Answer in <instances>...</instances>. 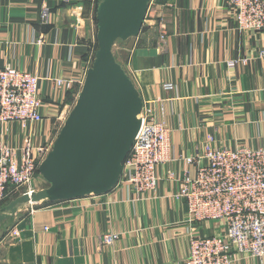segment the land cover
Instances as JSON below:
<instances>
[{"label": "crops", "instance_id": "1", "mask_svg": "<svg viewBox=\"0 0 264 264\" xmlns=\"http://www.w3.org/2000/svg\"><path fill=\"white\" fill-rule=\"evenodd\" d=\"M97 5L0 0V68L42 78L47 120L36 127L37 143L82 90L96 42ZM224 11L225 0H153L140 34L117 53L143 100L156 101V115L171 129L172 159L158 170L156 192L140 198L119 185L102 196L21 205L0 224V264H184L191 231L186 203L175 194L180 177L196 172L185 158L210 135L219 145L264 144V34L239 31ZM60 78L72 80V88L59 90L54 81ZM5 134L19 146L29 131L14 123ZM195 228L203 235L217 232L210 223ZM15 231L20 236L11 240ZM105 234L117 238L107 245ZM238 264L261 263L240 257Z\"/></svg>", "mask_w": 264, "mask_h": 264}, {"label": "built area", "instance_id": "2", "mask_svg": "<svg viewBox=\"0 0 264 264\" xmlns=\"http://www.w3.org/2000/svg\"><path fill=\"white\" fill-rule=\"evenodd\" d=\"M224 12L233 19L239 31L264 34V0H225ZM51 14V7H44L46 22ZM95 48L96 52L97 40ZM259 57L264 58V49L259 51ZM237 60L245 63L248 59ZM126 71L133 80L132 72ZM41 80L39 75L15 67L0 68V126L4 130L0 137V206L10 197L40 189L36 186V180L42 176L39 167L52 150L73 108L59 116V128L53 138L37 143L36 127L47 120L43 110L46 103L40 92ZM54 82L59 90L72 88L70 79L60 78ZM155 102L143 100L142 124L117 184L140 198L156 192L160 180L158 170L172 159L171 129L163 117L156 115ZM159 105L160 110L165 109L163 104ZM14 123L29 131L19 146H12L5 134ZM185 161L195 166L196 172L186 171L180 177L179 190L175 194L186 203V222L191 231L184 264H238L240 257L263 264L264 144L219 145L215 136L210 135ZM204 223L214 225L217 232L201 234L195 225ZM19 236L15 231L10 239ZM116 238L117 235L105 234L102 240L110 245Z\"/></svg>", "mask_w": 264, "mask_h": 264}, {"label": "water", "instance_id": "3", "mask_svg": "<svg viewBox=\"0 0 264 264\" xmlns=\"http://www.w3.org/2000/svg\"><path fill=\"white\" fill-rule=\"evenodd\" d=\"M153 0H98L97 50L82 90L39 171L48 186L0 209V224L24 204L68 202L117 186L142 120L143 98L115 56L116 43L137 37Z\"/></svg>", "mask_w": 264, "mask_h": 264}, {"label": "rangeland", "instance_id": "4", "mask_svg": "<svg viewBox=\"0 0 264 264\" xmlns=\"http://www.w3.org/2000/svg\"><path fill=\"white\" fill-rule=\"evenodd\" d=\"M123 44L124 43L117 42L116 45H115V47H114V52L115 53H118V51H120V49L122 48V45ZM92 45H93V53L92 54H94L95 49H96L95 48V42L94 41H93ZM118 60H121V59H118ZM120 62H125V61H124V59H122ZM122 64H124V63H122ZM123 66H124V68H126V65L125 64ZM56 122L57 123H55L54 125H52V127H50L48 130H46L47 133H51V134L49 136L48 135H45V137L43 138V141L50 140L51 138H53V136L55 134H57V129L59 128V122L58 121H56ZM52 131H54V132L52 133ZM39 142H40V140H39ZM39 178L40 179H37L36 180V186H37V188L42 189V188H44L46 186L47 183H46L45 180H43V177L42 176H39ZM15 197L16 196L10 197L9 199H7V201H6L7 203H5V205H8L13 199H15Z\"/></svg>", "mask_w": 264, "mask_h": 264}, {"label": "trees", "instance_id": "5", "mask_svg": "<svg viewBox=\"0 0 264 264\" xmlns=\"http://www.w3.org/2000/svg\"><path fill=\"white\" fill-rule=\"evenodd\" d=\"M96 10H97V8H96ZM96 22H97V20H96ZM118 42H120V43H125L126 41H121V40H119ZM115 56H116V59L118 60L119 58H118V55H117V53H115ZM118 62H120V60H118ZM121 64H122V62H120ZM44 180V179H43ZM47 183V182H46ZM46 186H48V183L46 184ZM45 186V187H46ZM5 203H7V202H4L1 206H0V208L1 207H3L4 205H5ZM53 204H55V203H51V202H49V201H45V202H43L42 203V205H53Z\"/></svg>", "mask_w": 264, "mask_h": 264}]
</instances>
